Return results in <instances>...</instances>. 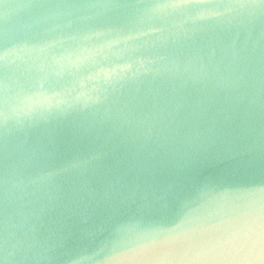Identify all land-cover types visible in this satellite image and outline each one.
I'll use <instances>...</instances> for the list:
<instances>
[{"label":"water","instance_id":"95a60500","mask_svg":"<svg viewBox=\"0 0 264 264\" xmlns=\"http://www.w3.org/2000/svg\"><path fill=\"white\" fill-rule=\"evenodd\" d=\"M0 264H264V0H0Z\"/></svg>","mask_w":264,"mask_h":264},{"label":"snow or ice","instance_id":"6c2138e0","mask_svg":"<svg viewBox=\"0 0 264 264\" xmlns=\"http://www.w3.org/2000/svg\"><path fill=\"white\" fill-rule=\"evenodd\" d=\"M218 242L224 244H244L247 243V238L240 232H234L221 237Z\"/></svg>","mask_w":264,"mask_h":264}]
</instances>
